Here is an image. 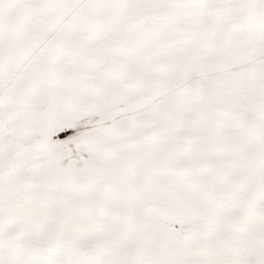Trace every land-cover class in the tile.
Listing matches in <instances>:
<instances>
[{"label":"snow or ice","instance_id":"1","mask_svg":"<svg viewBox=\"0 0 264 264\" xmlns=\"http://www.w3.org/2000/svg\"><path fill=\"white\" fill-rule=\"evenodd\" d=\"M0 264H264V0H0Z\"/></svg>","mask_w":264,"mask_h":264}]
</instances>
